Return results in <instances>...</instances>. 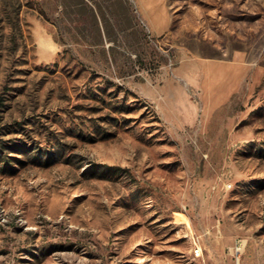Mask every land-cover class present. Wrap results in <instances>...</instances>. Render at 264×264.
I'll return each mask as SVG.
<instances>
[{
    "label": "rangeland",
    "instance_id": "rangeland-1",
    "mask_svg": "<svg viewBox=\"0 0 264 264\" xmlns=\"http://www.w3.org/2000/svg\"><path fill=\"white\" fill-rule=\"evenodd\" d=\"M240 239L264 264V0H0V264Z\"/></svg>",
    "mask_w": 264,
    "mask_h": 264
},
{
    "label": "built area",
    "instance_id": "built-area-1",
    "mask_svg": "<svg viewBox=\"0 0 264 264\" xmlns=\"http://www.w3.org/2000/svg\"><path fill=\"white\" fill-rule=\"evenodd\" d=\"M232 187L231 184H226L225 185V188L226 189H230ZM244 247V241L243 240H237L235 246L233 247V250L235 252V255H236V259H237V262L239 264V261H240V256H241V251ZM203 255V251L202 249L199 247V245L197 244V242H195V255L194 257L197 259V258H201Z\"/></svg>",
    "mask_w": 264,
    "mask_h": 264
},
{
    "label": "crops",
    "instance_id": "crops-1",
    "mask_svg": "<svg viewBox=\"0 0 264 264\" xmlns=\"http://www.w3.org/2000/svg\"><path fill=\"white\" fill-rule=\"evenodd\" d=\"M202 249V248H201ZM203 256V255H202Z\"/></svg>",
    "mask_w": 264,
    "mask_h": 264
},
{
    "label": "bare ground",
    "instance_id": "bare-ground-1",
    "mask_svg": "<svg viewBox=\"0 0 264 264\" xmlns=\"http://www.w3.org/2000/svg\"><path fill=\"white\" fill-rule=\"evenodd\" d=\"M195 254V253H194Z\"/></svg>",
    "mask_w": 264,
    "mask_h": 264
}]
</instances>
